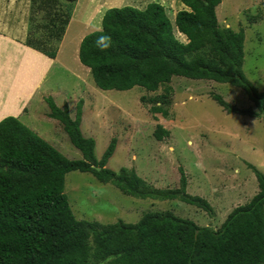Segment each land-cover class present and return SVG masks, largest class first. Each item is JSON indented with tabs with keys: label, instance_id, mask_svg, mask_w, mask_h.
I'll use <instances>...</instances> for the list:
<instances>
[{
	"label": "trees",
	"instance_id": "1",
	"mask_svg": "<svg viewBox=\"0 0 264 264\" xmlns=\"http://www.w3.org/2000/svg\"><path fill=\"white\" fill-rule=\"evenodd\" d=\"M77 1L32 0L25 45L55 59ZM180 2L186 9L177 13L175 26L186 43L177 39L159 3L144 10L106 11L102 30L86 36L79 49V60L90 69L95 85L121 92L164 88L166 101L175 77L229 84L243 90L256 110L238 108L212 94L219 106L228 114L264 122V91L243 72L245 31L219 26L216 11L222 0ZM46 102L48 117L59 122L82 159H67L17 118L0 122V264H264V175L250 164L259 192L234 209L218 230L172 212L146 213L137 224L102 226L78 220L64 193L71 172L90 173L129 197L177 200L207 214L213 208L187 193L183 169L179 188L168 190L149 185L133 169H107L117 140L97 160L95 140L81 130L84 102L79 101L75 119L68 105L59 108L52 98ZM152 111L169 117L160 107ZM169 136L157 126V140Z\"/></svg>",
	"mask_w": 264,
	"mask_h": 264
},
{
	"label": "rangeland",
	"instance_id": "2",
	"mask_svg": "<svg viewBox=\"0 0 264 264\" xmlns=\"http://www.w3.org/2000/svg\"><path fill=\"white\" fill-rule=\"evenodd\" d=\"M132 1L136 0H105L102 12L124 7L144 10L151 3H159L165 7L177 39L187 42L175 26L177 13L186 9L180 0H137L142 1L140 6ZM92 12L94 7L81 1L67 30L63 55H72L80 39L102 30L103 17L97 15L91 20ZM217 18L221 28L245 31L243 72L255 88L263 92L264 0L249 3L223 0L217 8ZM26 24L29 26V11L15 0H0L1 31L18 35ZM80 65L89 75L86 118L81 130L85 137L95 140L97 160L102 159L111 141L116 139L115 153L106 168L114 172L133 169L149 185L160 190L179 188L180 169H183L187 193L205 199L213 213L207 214L177 200L129 197L114 185L99 182L90 173L71 172L66 176L64 193L78 220L102 226L118 222L137 224L146 213L172 212L200 227L218 230L234 209L248 204L259 192L256 176L247 165L264 175V122L228 114L212 98V94H216L238 108L256 110L243 90L229 84L175 77L170 84L173 93L165 101L164 88L157 92H147L140 87L124 92L100 90L90 71ZM67 86L74 91L69 92L66 100L76 98L77 94L78 98L83 96L85 77L73 66L69 69ZM76 106L73 104L72 109L75 116ZM154 107L165 109L169 117L154 113ZM48 123L44 118H37L35 128H46ZM158 125L170 133L162 141L155 137ZM56 136L55 148L60 153L69 160L82 159L64 129Z\"/></svg>",
	"mask_w": 264,
	"mask_h": 264
},
{
	"label": "crops",
	"instance_id": "3",
	"mask_svg": "<svg viewBox=\"0 0 264 264\" xmlns=\"http://www.w3.org/2000/svg\"><path fill=\"white\" fill-rule=\"evenodd\" d=\"M81 1L94 7V12L90 14L91 20L93 16L97 15L104 17L105 14H103L102 9L104 7L103 1L105 0H78L73 5L71 22L74 19L76 8L81 4ZM247 1L248 3L251 2V0ZM15 2L22 6L23 9L29 11L30 14L32 0H15ZM141 2H137L136 0L131 3L136 5L139 4L140 6L142 5ZM106 4H108L107 2H105V6H108ZM67 30L58 47L55 59H51L41 52L25 45L28 34V24L19 30L18 35L14 36L0 30V122L8 117L17 118L54 148L56 147L55 144L58 143L56 135L63 130L61 129L63 127L58 121L48 117L50 110L46 99L52 98L59 108L68 105L72 119H75V114L73 115L72 113L73 104L78 105L79 101L82 100L84 105L81 128L86 118L85 107L88 91L87 86H89V75L87 71L82 69L83 67H81L79 60V49L81 45L79 43L83 40L80 39L77 43V48L73 49L72 55H63L62 52L68 32ZM71 66L75 67V69L81 72L85 77V90L81 92V95H83L80 97L81 99L78 98L77 94L76 98L66 100L69 92L74 91L73 89L69 90L67 86L68 74ZM87 69L90 71L89 68ZM37 118H44V120H47L49 122L48 127L41 129L35 128Z\"/></svg>",
	"mask_w": 264,
	"mask_h": 264
},
{
	"label": "clouds",
	"instance_id": "4",
	"mask_svg": "<svg viewBox=\"0 0 264 264\" xmlns=\"http://www.w3.org/2000/svg\"><path fill=\"white\" fill-rule=\"evenodd\" d=\"M104 39H106V37H101V40H104Z\"/></svg>",
	"mask_w": 264,
	"mask_h": 264
}]
</instances>
